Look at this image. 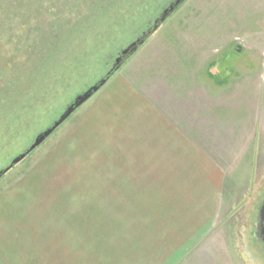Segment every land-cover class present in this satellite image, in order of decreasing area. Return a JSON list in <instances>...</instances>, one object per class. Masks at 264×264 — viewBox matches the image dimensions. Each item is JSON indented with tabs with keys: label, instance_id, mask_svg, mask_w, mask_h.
Returning <instances> with one entry per match:
<instances>
[{
	"label": "rangeland",
	"instance_id": "rangeland-1",
	"mask_svg": "<svg viewBox=\"0 0 264 264\" xmlns=\"http://www.w3.org/2000/svg\"><path fill=\"white\" fill-rule=\"evenodd\" d=\"M156 31L122 63L138 66L158 55L166 61L173 56L167 51L178 49L180 80L204 78L199 99L185 101L186 127L225 174L220 210L213 219V191L149 195L161 190L158 181L114 179L119 173L95 156L97 148L67 156L61 147L90 97L0 178V195L28 180L36 189L35 209L25 214L27 224L37 219L36 234L49 242L42 264H82L88 245L95 253L104 247L107 262L117 264L145 257L152 264H264L256 240L264 199V0H183ZM96 56L88 67H74L70 94L103 75ZM136 189L147 196H136ZM198 201H208L209 211L197 212Z\"/></svg>",
	"mask_w": 264,
	"mask_h": 264
},
{
	"label": "crops",
	"instance_id": "crops-1",
	"mask_svg": "<svg viewBox=\"0 0 264 264\" xmlns=\"http://www.w3.org/2000/svg\"><path fill=\"white\" fill-rule=\"evenodd\" d=\"M177 51L168 50L165 56H173L166 61L158 55L155 60L144 57L138 66L132 65L131 59L123 63L97 96L85 103V109H80L83 112L61 148L67 156L97 148L95 156L104 164L112 163L114 174L119 173L114 179L158 181L161 190L147 192L149 195L183 197L193 196L195 191L198 196L213 191L214 219L223 202L226 177L218 162L203 153L196 130L186 127V115L191 117V111L185 101L188 96L199 99L204 78L197 80L194 75L192 84L180 80L182 64L176 66ZM29 182L0 195V264H42V245L49 242L36 234L35 217L27 224L29 215L25 213L35 209L36 196ZM207 202L198 201L197 212L209 211ZM27 225L33 227L28 236L24 235ZM104 249L98 247L95 253L88 245L82 252V264H117L107 262L111 258ZM152 263L145 257L137 261L129 258L125 264Z\"/></svg>",
	"mask_w": 264,
	"mask_h": 264
},
{
	"label": "flooded vegetation",
	"instance_id": "flooded-vegetation-1",
	"mask_svg": "<svg viewBox=\"0 0 264 264\" xmlns=\"http://www.w3.org/2000/svg\"><path fill=\"white\" fill-rule=\"evenodd\" d=\"M176 2L0 0L1 177L77 94L113 71L116 58L123 61L124 49L142 45L180 5ZM91 52L103 75L70 94L74 67H88ZM11 149L16 151L9 155Z\"/></svg>",
	"mask_w": 264,
	"mask_h": 264
},
{
	"label": "water",
	"instance_id": "water-1",
	"mask_svg": "<svg viewBox=\"0 0 264 264\" xmlns=\"http://www.w3.org/2000/svg\"><path fill=\"white\" fill-rule=\"evenodd\" d=\"M180 1L181 0H179V1L177 0L176 6H178L180 4ZM170 11L172 12L173 8H171ZM166 16L167 15H165L162 18V21L165 19ZM136 49H137V45L132 44L128 48L124 49L121 54L126 55L125 56V58H126L127 56L131 55ZM120 61H121L120 57L116 58L115 63L112 66L113 70L119 67V65L122 63ZM105 83H106V77L100 79L97 83L91 85L90 87H88L83 92L77 94L74 97L73 102L69 106H67V108L60 114V116L55 120L53 125L48 127L47 129H45L41 134H39L35 138L32 145L24 153L15 157L12 160V162L10 163V165L5 169V172L9 171L14 165L18 164L21 160H23L27 156V154H29L31 151H33L39 145H41L54 132V130L57 127H59L77 108H79L90 97H92V95L94 93H96ZM1 175L2 174L0 173V178H1ZM259 218H260V220H262V222H260L259 225L264 226V199L260 205V216H259ZM259 225L257 224L256 227ZM261 231H262V233H261L262 236L256 235V238L261 239V241L263 243V247H264V228ZM254 236H255V233H254Z\"/></svg>",
	"mask_w": 264,
	"mask_h": 264
},
{
	"label": "trees",
	"instance_id": "trees-1",
	"mask_svg": "<svg viewBox=\"0 0 264 264\" xmlns=\"http://www.w3.org/2000/svg\"><path fill=\"white\" fill-rule=\"evenodd\" d=\"M112 28H115V26H112ZM151 35V34H150ZM150 35H148L147 36V38L150 36ZM146 38V39H147ZM146 39H144V42L146 41ZM96 54V53H95ZM90 55H92V53H90ZM128 58V57H127ZM126 58V59H127ZM125 59V60H126ZM89 61H90V57H89ZM122 62H124V60L122 61ZM123 63H121L120 65H119V67L118 68H120V66L122 65ZM76 68H79L78 66H76ZM118 68H116V69H114L112 72H110L107 76H106V82L112 77V75L116 72V70H118ZM75 70V69H74ZM77 71H78V69H77ZM264 228V226H261V225H259V226H257L256 227V231L258 232V235H260V236H262L261 235V233H262V229ZM258 242H260L261 244H262V247H263V243H262V241H261V239H256ZM264 248V247H263Z\"/></svg>",
	"mask_w": 264,
	"mask_h": 264
}]
</instances>
